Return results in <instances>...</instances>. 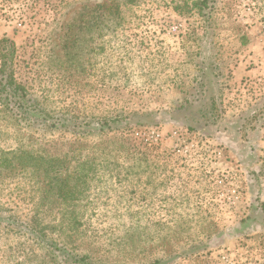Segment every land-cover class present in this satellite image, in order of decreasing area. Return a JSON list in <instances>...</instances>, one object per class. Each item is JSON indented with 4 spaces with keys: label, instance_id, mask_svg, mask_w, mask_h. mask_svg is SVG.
Returning a JSON list of instances; mask_svg holds the SVG:
<instances>
[{
    "label": "rangeland",
    "instance_id": "obj_1",
    "mask_svg": "<svg viewBox=\"0 0 264 264\" xmlns=\"http://www.w3.org/2000/svg\"><path fill=\"white\" fill-rule=\"evenodd\" d=\"M204 1L0 0V264H264V0Z\"/></svg>",
    "mask_w": 264,
    "mask_h": 264
},
{
    "label": "trees",
    "instance_id": "obj_2",
    "mask_svg": "<svg viewBox=\"0 0 264 264\" xmlns=\"http://www.w3.org/2000/svg\"><path fill=\"white\" fill-rule=\"evenodd\" d=\"M206 1L207 0L204 1L205 5ZM47 156L48 157L35 156L28 151L17 150L13 158L27 160L29 166H33V168L40 169L42 167L45 179H49V183H45L47 187L46 191L50 192L55 187L59 198L62 199L64 203H68L78 198V195L82 194V192L84 193V185L86 184L84 177L86 174L89 175V170L85 171L87 162L79 164L75 162L74 157L69 153L56 157L50 156L49 154ZM82 260V258L76 259L77 262H82ZM154 264H160V261Z\"/></svg>",
    "mask_w": 264,
    "mask_h": 264
}]
</instances>
